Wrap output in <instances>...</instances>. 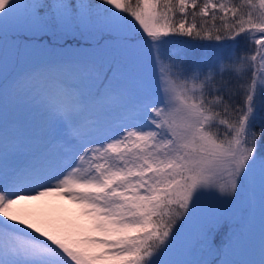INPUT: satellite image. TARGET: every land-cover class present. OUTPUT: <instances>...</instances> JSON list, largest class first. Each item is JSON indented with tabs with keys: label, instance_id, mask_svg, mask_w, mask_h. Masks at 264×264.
<instances>
[{
	"label": "snow or ice",
	"instance_id": "1",
	"mask_svg": "<svg viewBox=\"0 0 264 264\" xmlns=\"http://www.w3.org/2000/svg\"><path fill=\"white\" fill-rule=\"evenodd\" d=\"M260 107L264 0H0V264H264Z\"/></svg>",
	"mask_w": 264,
	"mask_h": 264
},
{
	"label": "rangeland",
	"instance_id": "2",
	"mask_svg": "<svg viewBox=\"0 0 264 264\" xmlns=\"http://www.w3.org/2000/svg\"><path fill=\"white\" fill-rule=\"evenodd\" d=\"M209 51H211L209 49ZM25 209L29 215L26 217L34 223H39L40 226L43 222V217L51 215L54 217L57 225L74 226L79 228L82 225H89L91 228V218L86 214L84 206L78 202H73L62 195L52 194L50 196L41 198L39 201H29L18 206ZM93 236L99 235L93 231ZM100 264H111L108 261H101Z\"/></svg>",
	"mask_w": 264,
	"mask_h": 264
},
{
	"label": "trees",
	"instance_id": "3",
	"mask_svg": "<svg viewBox=\"0 0 264 264\" xmlns=\"http://www.w3.org/2000/svg\"><path fill=\"white\" fill-rule=\"evenodd\" d=\"M131 3L135 4L136 0H130ZM199 2H203V0H199ZM214 3H218V2H222V0H213ZM229 2V5L231 6L232 3H236L238 2V0H228ZM192 9L189 8L188 11L190 12ZM222 15V13H220ZM177 15H179V13H177ZM229 17H231V13H229ZM217 23H219V21H217ZM182 39H187V38H182ZM173 48L175 49H179L181 47H183V45H177V44H173L172 45ZM261 118H264V107H260L258 109V121L261 119ZM43 222H42V225L41 227H45V228H50V227H54L56 228L58 231H60L61 233L63 234H66V235H69L73 238H77L79 236H82V235H93V231L90 232L89 230V225L86 224V225H82L81 227L79 228H75L74 226H64L61 224L60 225H57L55 223L56 220H54V217H52L51 215H48V216H44L43 217ZM97 264H100V262H97Z\"/></svg>",
	"mask_w": 264,
	"mask_h": 264
}]
</instances>
